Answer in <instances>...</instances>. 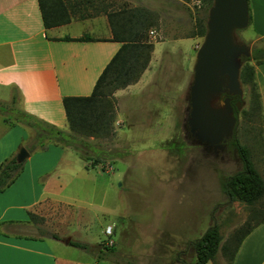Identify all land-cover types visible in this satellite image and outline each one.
I'll list each match as a JSON object with an SVG mask.
<instances>
[{"label": "rangeland", "instance_id": "374dc122", "mask_svg": "<svg viewBox=\"0 0 264 264\" xmlns=\"http://www.w3.org/2000/svg\"><path fill=\"white\" fill-rule=\"evenodd\" d=\"M138 1L143 7H164L159 25H153L160 41L156 47L184 55L163 59L164 66L171 68V73L166 72L169 76L161 72L159 61L153 58L152 69L140 83L118 91L116 96L114 89L110 95L114 110L111 134L84 136L101 149L99 153L87 156L81 150L84 157L80 158L78 150L67 148V161L59 167L65 168L66 180L55 195L60 202L48 204L45 229L58 230L86 244L81 247L58 242L57 252L63 249L68 255L98 264H196L192 242L216 223L221 241L215 260L227 264L229 253L222 245L264 214V199L255 213L245 202L230 199L222 190L221 180L242 167L238 152L215 157L186 133L196 45L204 35L176 38L188 33L197 17L207 16L206 9L200 0ZM70 10L95 11L94 7ZM234 34L249 47L264 46L262 37L252 42L255 32L250 23ZM189 56L194 59L192 63ZM242 96L231 141L236 138L240 142L264 176L260 119L244 112L248 98L244 92ZM12 104H0V118L7 116L11 123L15 122L13 115L19 114ZM20 125L16 133H20ZM94 157L98 158L96 164L92 163ZM107 224L112 225L110 235L104 231ZM109 237L114 240L111 246L104 244Z\"/></svg>", "mask_w": 264, "mask_h": 264}, {"label": "crops", "instance_id": "0c3cea01", "mask_svg": "<svg viewBox=\"0 0 264 264\" xmlns=\"http://www.w3.org/2000/svg\"><path fill=\"white\" fill-rule=\"evenodd\" d=\"M63 1L69 9V18L46 26L38 0H0V104L13 103L21 111L66 128L63 96L89 94L122 44L113 37L105 11L77 13L70 9L95 6L111 9L140 3L138 0ZM146 8L152 12L153 22L159 25L164 7L147 4ZM249 8L251 19L248 23L255 32L253 42L264 38V0H249ZM151 29L155 33L150 35ZM157 33L153 26L145 33L153 43L148 64L136 81L117 88L115 96L118 91L140 83L144 74L152 69L153 58L159 61L161 72L169 74L171 68L164 66L163 59L174 55L183 57L181 51L156 47V43L160 44ZM191 37L186 33L176 39ZM189 58L192 63L194 59ZM255 77L263 112L264 159V61L255 63ZM164 80L167 85V76ZM13 117L15 122L12 123L7 116L0 118V163L16 155L20 144L28 149L33 138L34 128ZM18 123L21 124L20 133L15 131ZM67 148L49 143L33 151L28 149L30 155L24 159L19 174L0 190V264H98L81 256L68 255L63 249L57 252L56 243H69L73 238L58 230L45 229L48 204L60 202L55 195L61 182L66 180L65 168L59 167L63 160L67 161ZM78 156L84 157L80 152ZM231 264H264V220L242 239Z\"/></svg>", "mask_w": 264, "mask_h": 264}, {"label": "trees", "instance_id": "16d2710c", "mask_svg": "<svg viewBox=\"0 0 264 264\" xmlns=\"http://www.w3.org/2000/svg\"><path fill=\"white\" fill-rule=\"evenodd\" d=\"M38 1L42 11L43 22L46 26L58 24L69 18V9L63 0ZM87 1L89 2L90 0ZM200 1L203 3V9H206L208 16V9L213 0ZM94 9L95 11H105L113 31V37L121 40L122 44L98 76L89 94L63 96L62 102L66 117V128L59 127L51 122L18 110L19 114L16 117L31 125L35 130L28 147L30 151L53 143L71 147L79 152L82 150L87 156L90 153H99L101 149H97L84 136L106 137L111 134L112 122L114 120V110L110 99L111 93L114 89L136 81L148 64L153 43L148 40L145 33L151 26L157 24L153 22L152 12L146 7L139 5H123L119 8L111 9L95 6ZM207 16L197 17L188 34L204 35L206 32ZM250 19L251 13L249 8ZM263 61L264 46H252L249 55H241L239 72L243 92L248 98V108L244 109V112L249 117H259L262 141L263 112L260 91L255 77V63ZM237 99L241 100V104L243 103L242 95L237 96ZM235 106H237L236 103ZM237 108L239 107L237 106ZM232 146L237 148L239 157L242 160V167L222 178V190L230 199L245 202L250 206L252 213H255L260 210V205H263L264 176L244 153L242 145L236 138ZM93 160V164L98 162V158L96 157ZM23 162L24 160L17 161L15 154H13L0 163V190L5 189L13 182L22 169ZM262 220H264V214L248 227L244 229L240 228L231 236V239L227 243L222 245L225 252L229 253L227 264L232 263L234 254L242 239ZM232 240L234 242H231ZM220 241L221 234L218 225L214 223L192 242L195 252V263L204 264L208 260H211L212 264H218L215 260V254ZM69 243L86 247L84 242L75 239H71Z\"/></svg>", "mask_w": 264, "mask_h": 264}, {"label": "water", "instance_id": "95a60500", "mask_svg": "<svg viewBox=\"0 0 264 264\" xmlns=\"http://www.w3.org/2000/svg\"><path fill=\"white\" fill-rule=\"evenodd\" d=\"M248 22V0H213L208 9L206 32L196 50L189 86L188 122L202 141L219 142L233 134L236 121L233 106L230 97L221 92L243 94L239 78L241 55H249L250 47L237 42L234 31ZM236 105L241 106L240 99ZM233 151L236 153L237 148ZM29 155L27 147L21 145L15 156L17 161H23Z\"/></svg>", "mask_w": 264, "mask_h": 264}, {"label": "flooded vegetation", "instance_id": "af4514ba", "mask_svg": "<svg viewBox=\"0 0 264 264\" xmlns=\"http://www.w3.org/2000/svg\"><path fill=\"white\" fill-rule=\"evenodd\" d=\"M235 36V34H234ZM235 40L237 42H243V41H240L238 39H236L235 37ZM221 95H223L224 97L226 96H229L230 97V102L233 106V114L235 115L236 117V109H237V106H235V103H236V100L237 99V94H234L232 92H229L228 90H223L221 92ZM189 110H190V107L188 105V111H187V118H186V126H187V129H186V133L191 135L199 144H201V146L203 147V149H205L210 155H213L215 157H220V158H224L228 155H232L234 156L235 153H234V148L232 146V138H233V135H234V128H235V124H236V121H235V124H234V128H233V134L232 136L230 137H227L226 139L224 140H220L219 142H215V141H210V140H200L198 138V136L195 134L194 131H192L190 129V124L188 122V117H189ZM237 119V117H236ZM239 159L241 160V158L239 157Z\"/></svg>", "mask_w": 264, "mask_h": 264}, {"label": "built area", "instance_id": "2783aa9c", "mask_svg": "<svg viewBox=\"0 0 264 264\" xmlns=\"http://www.w3.org/2000/svg\"><path fill=\"white\" fill-rule=\"evenodd\" d=\"M150 33L153 34L155 32H154V30L151 29ZM196 47H199V43L196 45ZM104 231H105V233L107 235H110L112 233V225L111 224H107ZM113 243H114V240L112 238H110V237L104 242V244L107 245V246H111V245H113Z\"/></svg>", "mask_w": 264, "mask_h": 264}]
</instances>
